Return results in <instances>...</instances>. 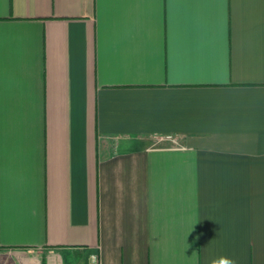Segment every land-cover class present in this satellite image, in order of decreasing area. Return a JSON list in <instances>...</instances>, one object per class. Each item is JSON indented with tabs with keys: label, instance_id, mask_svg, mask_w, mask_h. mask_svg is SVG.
<instances>
[{
	"label": "crops",
	"instance_id": "obj_1",
	"mask_svg": "<svg viewBox=\"0 0 264 264\" xmlns=\"http://www.w3.org/2000/svg\"><path fill=\"white\" fill-rule=\"evenodd\" d=\"M220 256L264 264V0H0V264Z\"/></svg>",
	"mask_w": 264,
	"mask_h": 264
},
{
	"label": "clouds",
	"instance_id": "obj_2",
	"mask_svg": "<svg viewBox=\"0 0 264 264\" xmlns=\"http://www.w3.org/2000/svg\"><path fill=\"white\" fill-rule=\"evenodd\" d=\"M210 264H235V262L230 257L220 256L217 258H213L210 261Z\"/></svg>",
	"mask_w": 264,
	"mask_h": 264
},
{
	"label": "built area",
	"instance_id": "obj_3",
	"mask_svg": "<svg viewBox=\"0 0 264 264\" xmlns=\"http://www.w3.org/2000/svg\"><path fill=\"white\" fill-rule=\"evenodd\" d=\"M154 143H160L162 141L169 140L171 142H175V138H173L170 135H153L152 136ZM91 264H95V262H92Z\"/></svg>",
	"mask_w": 264,
	"mask_h": 264
}]
</instances>
